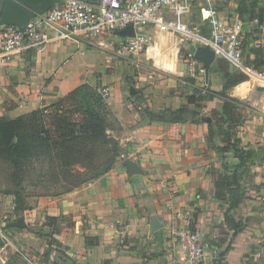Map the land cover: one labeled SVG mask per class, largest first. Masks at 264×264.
I'll return each instance as SVG.
<instances>
[{
    "label": "crops",
    "instance_id": "crops-1",
    "mask_svg": "<svg viewBox=\"0 0 264 264\" xmlns=\"http://www.w3.org/2000/svg\"><path fill=\"white\" fill-rule=\"evenodd\" d=\"M188 1L178 0L181 19L207 33L206 21L195 6L189 9ZM213 9L225 22L245 24L244 64L264 70V0H242L229 12ZM174 37L181 62L176 68L164 64L161 53L149 49L157 64L154 68L148 61L151 71L146 75L135 74L124 63H101L95 42L90 46L74 39L52 41L41 54L25 51L0 66V121L54 105L81 86L97 93L107 87L109 98L102 100L108 135L119 149L110 171L98 179L60 196L26 200L29 209L18 216L26 228L6 227L21 243V264H172L173 256L185 264L175 255L172 235L187 219L204 244L201 264H264V86H235L227 74L240 71L218 57L200 74L202 64L192 58L198 48ZM121 38L117 32L95 41L106 48L115 39L120 44ZM226 102L234 120L241 116L234 138L240 148L253 152L239 179L243 197L233 209L229 194L224 200L215 195L216 181L232 174L221 165L229 157L235 160L231 152L219 150L231 123L217 122ZM177 114L180 121L173 120ZM48 217L56 218L57 234L46 228ZM226 217L242 226L235 237ZM47 236L56 243L48 246Z\"/></svg>",
    "mask_w": 264,
    "mask_h": 264
},
{
    "label": "trees",
    "instance_id": "trees-1",
    "mask_svg": "<svg viewBox=\"0 0 264 264\" xmlns=\"http://www.w3.org/2000/svg\"><path fill=\"white\" fill-rule=\"evenodd\" d=\"M227 76L235 79V86L249 83L243 72ZM89 89L88 86H81L54 105L39 108L14 120L0 121V164L5 168L6 180V187L1 193L14 197L16 212L23 211V195L28 189L32 197H56L98 179L112 168L119 149L112 145L108 135L110 126L106 121L107 113L101 109V105L105 107L103 100L98 98L96 102L101 100V105H95L81 94ZM148 116L159 119L151 113ZM225 120L231 125L226 128V145L219 150L231 152L237 164L230 176L216 181L215 195L224 200L226 193L229 194L232 198L229 209H233L243 197L239 179L253 152L240 148L239 141L234 138V129L241 116L234 120L232 106L227 102L217 122L225 123ZM213 135V128L209 125L208 136ZM33 174H36L35 177H32ZM56 221V218L48 217L46 222V228L53 229V234L58 232ZM225 223L233 231V237L242 229L241 224L228 217ZM53 243L56 242L51 239L48 246Z\"/></svg>",
    "mask_w": 264,
    "mask_h": 264
},
{
    "label": "built area",
    "instance_id": "built-area-1",
    "mask_svg": "<svg viewBox=\"0 0 264 264\" xmlns=\"http://www.w3.org/2000/svg\"><path fill=\"white\" fill-rule=\"evenodd\" d=\"M54 5L44 13L34 14L19 28L13 25H0V66L10 62L25 51L37 54L44 52L52 41L74 39L90 46L99 37L114 34L132 26L133 37L121 38L118 56L135 59L142 54L148 55L150 38L147 30L155 33L176 36L180 41H191L194 47L210 49L215 57L224 59L235 70L243 72L253 87L264 86V70L248 68L244 64L241 51L245 27L239 21L221 20L212 8L205 12L208 32L181 19L178 0H54ZM173 14L168 18L167 14ZM253 26L259 24L254 19ZM253 28V27H252ZM104 49L103 44H99ZM195 57V55H192ZM204 74L203 66L198 69ZM103 100L109 98L107 87L98 90ZM175 255L178 254L185 264H201L204 259V244L199 231L191 227L190 219L185 227L173 235ZM4 251V250H3ZM0 253V263L2 261ZM178 264L176 257L170 259Z\"/></svg>",
    "mask_w": 264,
    "mask_h": 264
},
{
    "label": "rangeland",
    "instance_id": "rangeland-1",
    "mask_svg": "<svg viewBox=\"0 0 264 264\" xmlns=\"http://www.w3.org/2000/svg\"><path fill=\"white\" fill-rule=\"evenodd\" d=\"M191 6H195L198 13L200 14L201 20L205 23V12L210 9L211 7L219 8L220 10H226L229 12V10L232 9V7L235 5L236 7L239 5H242V0H189L188 1ZM4 0H0V10L3 6ZM201 29V27H200ZM205 32L206 30H202ZM149 34H152V37L150 38V45L152 48H150V53L153 54L155 50H158L159 53H161L162 56H160V59H162V63L164 64H170L174 65L176 68L177 63L181 62L180 56V47L178 40L172 36V35H164L159 36L158 33H154L152 30H147ZM155 35V37H154ZM158 37V38H157ZM95 48H96V54L98 58L100 59L101 63L106 62L105 60L112 61L113 64L120 63L126 66H129L130 68H134V73L138 75V72L147 74L151 71V69L148 68L147 62L150 61L152 66L155 68V60L154 58L149 54H142L138 58L135 59H128L127 57L118 56L117 50L119 49V43L118 39H115L113 42H110V44L106 45V48L103 49V51L100 50V47L95 42ZM98 49V50H97ZM152 49V50H151ZM148 56V57H146ZM147 58V59H146ZM158 60V59H157ZM151 66V65H150ZM157 66V65H156ZM159 68V67H156ZM171 69V67H170ZM159 71L161 69H158ZM165 72L164 74H169L167 72L171 71H160ZM82 95L86 96V98H89L90 101L94 102L95 105L100 104L101 105V96L94 90H83L81 92ZM80 96V93H79ZM100 98L99 101L96 102V100ZM96 102V103H95ZM101 109L103 113H107L106 108L104 105H101ZM237 161L232 159V157H229V161H224L223 165H221V169L224 172H230L232 173ZM4 166L0 164V219L2 221V225L0 226V253L2 261H5V264H21L22 261V253H21V243L19 240H15V237L13 235V230L6 229V225L8 222H12L14 218H18V216L23 217L24 212H16L15 211V203H14V197L13 196H5L2 194L1 190L6 187V180L5 178V170ZM220 169V170H221ZM245 171V170H244ZM240 172V171H239ZM36 174H33L32 177H35ZM31 190L28 189L26 192H24V210L29 209V206L26 205V200L28 198H33L31 195ZM49 197V196H46ZM52 197V196H50ZM47 241H50L52 239V236H47ZM4 250V251H3ZM7 256H9L8 259ZM23 262V261H22ZM27 262V261H26ZM24 263V262H23ZM1 264V263H0Z\"/></svg>",
    "mask_w": 264,
    "mask_h": 264
},
{
    "label": "water",
    "instance_id": "water-1",
    "mask_svg": "<svg viewBox=\"0 0 264 264\" xmlns=\"http://www.w3.org/2000/svg\"><path fill=\"white\" fill-rule=\"evenodd\" d=\"M54 0H4L0 13V25H13L23 28L25 23L33 17L34 14H41L49 10L54 5ZM123 37H133L134 30L132 26H128L118 32ZM196 60L200 61L205 72L207 73L210 65L215 59L214 53L205 48H199L194 53ZM174 121H180V115L173 117ZM130 174H135L136 169L129 162L125 163ZM1 225V221H0ZM7 227L16 229H24L26 225L22 218H18L15 222L9 223ZM152 229L155 231L156 223L152 222Z\"/></svg>",
    "mask_w": 264,
    "mask_h": 264
}]
</instances>
